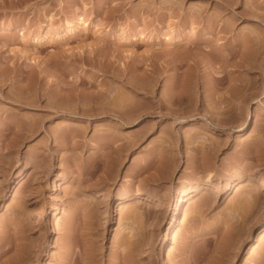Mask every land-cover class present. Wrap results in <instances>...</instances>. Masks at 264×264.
Segmentation results:
<instances>
[{
    "label": "rangeland",
    "instance_id": "obj_1",
    "mask_svg": "<svg viewBox=\"0 0 264 264\" xmlns=\"http://www.w3.org/2000/svg\"><path fill=\"white\" fill-rule=\"evenodd\" d=\"M260 176L264 0H0V264H264Z\"/></svg>",
    "mask_w": 264,
    "mask_h": 264
},
{
    "label": "bare ground",
    "instance_id": "obj_2",
    "mask_svg": "<svg viewBox=\"0 0 264 264\" xmlns=\"http://www.w3.org/2000/svg\"><path fill=\"white\" fill-rule=\"evenodd\" d=\"M83 21V20H82ZM80 24H82V23H80L79 22V25ZM20 96V95H19ZM18 96V97H19ZM17 97V98H18ZM41 99V97L39 98V100ZM102 101H104V100H102ZM38 102V101H37ZM121 104V107H122V105H124L123 103H120ZM101 105H102V102H101ZM100 106V105H99ZM118 106V105H117ZM98 107V106H97ZM103 107H104V105H103ZM121 107L119 108V107H116L118 110H121ZM102 108V106L100 107V109ZM113 108V107H112ZM111 108V109H112ZM125 108H126V106H125ZM96 109V108H95ZM99 109V108H98ZM102 109H105V108H102ZM101 109V110H102ZM107 110H109V109H107ZM117 111V110H116ZM115 111V112H116ZM122 111V110H121ZM120 111V112H121ZM125 111V110H124ZM101 112V111H100ZM103 112V111H102ZM105 112H106V110H105ZM108 112V111H107ZM104 113V112H103ZM253 110H249V112H248V118L249 119H252L253 118ZM117 117H119L121 120H122V122L124 123V124H126V125H129L130 123H135V122H137L138 120H139V118L141 117V114H132V115H130V116H125V115H123V114H121V115H118ZM244 126L245 125H243V126H241V128H244ZM107 139H108V136H107ZM38 160V159H37ZM209 164V163H208ZM207 165V164H206ZM208 166V165H207ZM210 166V165H209ZM208 169H210V168H208ZM210 172V171H209ZM211 173V172H210ZM208 174V173H207ZM212 174V173H211ZM209 176V175H208ZM163 177V176H162ZM263 177V176H262ZM262 177L260 176L259 177V181H258V183L259 184H261V183H263L264 182V179H262ZM24 180V179H23ZM22 181V180H21ZM24 183V182H23ZM240 183V180L238 179V178H236L235 180H233V181H231L228 185H227V187H226V194H227V196L229 195V194H231V192H232V189L233 188H235L238 184ZM215 191V190H214ZM30 193V195H29V199H33V198H38L39 197V194L38 193H36V191H32V192H29ZM199 193V189H198V186L197 185H194L193 187H192V189H191V196L190 197H193V196H196L197 194ZM250 196H252L251 194H250ZM262 196H264V192L262 193ZM130 198H132L131 196H129L128 197V199H130ZM256 198V197H255ZM178 200H179V202L181 203L183 200H184V198L182 197V193L180 192L179 193V197H178ZM254 202V201H253ZM23 203V202H22ZM26 206V205H25ZM253 207V206H252ZM22 208V207H21ZM157 208V207H156ZM18 210V212H23L22 210H20V209H17ZM24 210V209H23ZM59 210V207L58 206H55L54 207V212H53V215H52V217H51V223H50V225H49V229H50V231H49V234H48V236H47V239H48V241H50L51 239H53V228H55V226H56V224H57V211ZM26 211V210H25ZM17 212V211H16ZM17 212V213H18ZM182 212H183V207L182 206H180L177 210H176V212L174 213V216H173V219H172V221H171V223H170V226H169V228L170 229H172L173 230V238L175 237V231H176V228H177V225H178V223H179V221H180V217H181V214H182ZM24 213V212H23ZM19 214V213H18ZM90 218L92 217V216H89ZM69 220V219H68ZM68 220H67V224H66V228H68V226H69V222H68ZM93 220V219H92ZM89 221V220H88ZM90 221H91V219H90ZM89 221V222H90ZM71 223V222H70ZM91 223V222H90ZM98 224V223H97ZM91 227V226H90ZM65 228V229H66ZM90 229V228H89ZM92 229V228H91ZM95 229V228H94ZM67 230H69V229H67ZM21 231V230H20ZM91 231V230H90ZM68 233H69V231H68ZM16 234V233H15ZM71 234V233H70ZM69 234V235H70ZM6 235V234H5ZM66 235H67V232H66ZM65 235V238L64 239H66L67 240V242L65 243V247H64V251H65V253L64 254H66V257H67V263L66 264H73V263H75L76 261H77V257L76 258H72V257H70L71 256V254H72V251H71V248L72 247H70L69 246V235H67L66 236ZM97 235H99V234H97ZM25 237V236H24ZM7 240V239H6ZM172 240V237H170V234L168 235V234H166V236L163 238V244H162V248H164L165 247V249L167 250V257H169L170 255H171V249H170V241ZM65 241V240H64ZM3 242V241H2ZM1 241H0V247L2 246L1 244H3ZM4 245V244H3ZM17 245V243L15 244V246ZM71 245V244H70ZM14 246V247H15ZM6 247V246H5ZM253 244H251L250 245V247H249V251L250 250H252L253 249ZM74 248V247H73ZM2 249H4V248H2ZM76 250V249H75ZM4 252V251H3ZM78 252V251H77ZM76 252V253H77ZM94 253V252H93ZM6 255V254H5ZM2 256V255H1ZM26 256V255H25ZM96 256V255H95ZM22 257V256H21ZM27 257H28V255H27ZM65 257V258H66ZM64 258V259H65ZM7 259V258H6ZM22 259V258H21ZM21 259H20V261H21ZM5 260V259H4ZM7 260H5L4 262H6ZM19 261V262H20ZM23 261V260H22ZM65 262V261H64ZM5 264H19L18 263V261H17V263L16 262H13L12 260L11 261H9L8 260V262H6Z\"/></svg>",
    "mask_w": 264,
    "mask_h": 264
}]
</instances>
